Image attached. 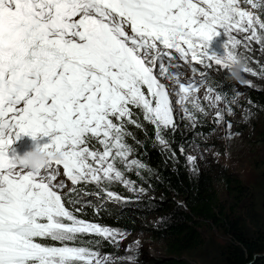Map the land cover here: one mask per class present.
<instances>
[{"label": "snow or ice", "instance_id": "snow-or-ice-1", "mask_svg": "<svg viewBox=\"0 0 264 264\" xmlns=\"http://www.w3.org/2000/svg\"><path fill=\"white\" fill-rule=\"evenodd\" d=\"M255 10L264 13V0H0V264H135L131 254L114 259L90 247L100 241L80 239L118 243L126 234L78 217L88 193L76 186L94 185L91 194L115 200L122 197L109 190L114 182L145 192L125 175L147 169L126 141L135 140L129 124L143 128L133 108L168 151L164 132L177 128L170 95L193 125L196 113L206 114L202 87L217 123L231 114L235 99L207 86L205 71L182 79L183 66L229 72L242 59L244 73L264 79V66L257 73L236 51L256 50L253 42L264 51ZM220 30L228 36L223 58L208 53ZM22 135L51 137L43 146L60 158L39 171L18 165L9 151ZM187 160L195 166L196 157ZM61 167L73 186L67 191Z\"/></svg>", "mask_w": 264, "mask_h": 264}, {"label": "trees", "instance_id": "trees-1", "mask_svg": "<svg viewBox=\"0 0 264 264\" xmlns=\"http://www.w3.org/2000/svg\"><path fill=\"white\" fill-rule=\"evenodd\" d=\"M257 98L263 100L261 96ZM133 112L136 113L133 119H138L143 128L129 124L128 130L135 140L127 137L126 141L134 148L131 158L140 159L147 169L140 170L139 176L135 170L125 175L135 182L136 187L144 188V193L148 195H143L141 199L134 198V194L126 188L117 187L116 193L129 200L127 208L110 205L97 213L88 210L81 218L86 222L132 233L137 231L141 219L160 216V221L150 231L155 241H162L169 256L159 264H195L198 252H208L213 261L216 258L221 264H264V174L257 177L253 191L245 193V186L242 183L238 185L236 192L232 193L236 203L228 207L216 191L217 177L209 171L190 166L187 155L181 151L185 137L179 130L164 132L171 151L165 150L155 141L154 126L143 120L138 109ZM211 130L209 123L199 122L195 127V131L201 134ZM226 183L228 186L232 184L228 178ZM86 191L93 193L98 190L94 185H88ZM100 195L102 193L95 197ZM243 197L248 200L246 213L237 216ZM203 227L227 236L225 245L219 249L212 238L202 237L200 229ZM80 239L100 241L90 247L115 257L114 248L103 238L89 234ZM45 243L56 246L52 242ZM182 256L188 259H182ZM117 264L121 262L117 261ZM200 264L212 263L201 260Z\"/></svg>", "mask_w": 264, "mask_h": 264}, {"label": "rangeland", "instance_id": "rangeland-1", "mask_svg": "<svg viewBox=\"0 0 264 264\" xmlns=\"http://www.w3.org/2000/svg\"><path fill=\"white\" fill-rule=\"evenodd\" d=\"M243 7L248 8L249 6L242 3ZM257 14L260 15L262 21H264V15L259 10ZM261 30L258 29V33ZM238 38L243 41L245 36L244 33L236 34ZM228 42V36L222 30L220 34L213 38L210 42L209 51L214 53L216 56L223 58L226 56L225 45ZM254 51H247L243 46L237 48L238 55L243 58L248 57V65L257 73L260 72L261 66H264V51L259 50V46L253 42L251 45ZM196 68V73L192 72V68ZM183 71L184 78H190L195 75L196 79L200 74V69L197 64L189 63L184 65ZM213 64V68L208 70L207 86H211L221 95L227 94L229 100L235 99V104L230 105L232 111L231 114H225L224 120L217 123L215 109L208 106V102L203 100V96L206 87H202L199 92L201 97V104L205 107L206 114L196 113L197 123L193 125L190 121L182 118V113L179 111V106L175 105L176 97L170 95V99L173 100L174 107V120L176 122L179 133L185 137V143L183 152L187 155L196 157V164L192 168H200L211 172L212 175L216 176V191L219 195L220 200L227 204L228 207L231 204H235V196L232 193L236 192L238 185L242 183L245 186L246 191H253L257 177L262 173L264 174V79L260 78L259 75L252 76L249 73H241L239 79H233L229 72L218 69ZM158 79L166 85L169 84L163 77L158 76ZM241 80H247L251 83L245 85ZM252 87L262 90L259 93L252 91ZM146 94V88L144 89ZM239 93V95H237ZM257 96L263 97V100H259ZM259 100V101H258ZM190 107V106H189ZM217 107L223 108V104H218ZM135 108H133L134 111ZM209 123L212 127L211 131L207 133H198L195 131L197 124ZM230 123L231 127L227 125ZM229 136L231 138H229ZM51 137H38L32 138L29 135L21 136L12 146L9 153H21L24 155L25 151L31 150L36 144L43 145L44 143H50ZM60 176L58 179H63L67 185L65 191L73 187L71 181L64 175L63 169H60ZM226 178L230 180L232 184L230 186L226 183ZM91 185V184H88ZM86 184L81 183L77 185V188L83 189L82 194L85 206L83 212H76L75 214L81 218V215L85 214L88 210H93L94 213L101 211L102 208H108L110 205L127 208L129 200L122 198L121 200L107 199L105 194L95 197L96 195L87 192ZM109 190L116 193L115 188L124 187L119 182H114L108 186ZM125 188V187H124ZM139 188V187H138ZM134 198L141 199L146 193H134ZM117 194V193H116ZM119 195V194H118ZM122 197L121 195H119ZM100 198V199H99ZM247 198V197H246ZM138 199V200H139ZM243 197V201L238 206L237 216L245 215L247 208V199ZM137 200V199H136ZM92 206H88V205ZM98 205V211L97 207ZM66 206L71 207L66 204ZM77 208L80 205L76 206ZM234 208V207H233ZM160 216H150L146 219H141L137 224V231L127 233L125 238L120 240L118 243H112L106 240L108 245L115 250V257H126L127 255H133L135 263L137 264H159L161 260L169 256L165 245L162 241H155L151 235L150 229L158 224ZM200 234L204 238H212L216 246L220 249L225 245L227 236H224L222 232L203 227L200 229ZM52 242L56 246H60L58 242ZM132 246V252L127 251L128 246ZM102 255H108L103 250H99ZM210 254H212L209 251ZM213 256V254H212ZM264 257V255H262ZM187 258L182 256V259ZM215 258V257H214ZM188 259V258H187ZM201 260L209 261L212 264H221L218 259H213L209 256L208 252H198L195 256V264H200ZM119 261V260H117ZM190 261V260H189Z\"/></svg>", "mask_w": 264, "mask_h": 264}, {"label": "clouds", "instance_id": "clouds-1", "mask_svg": "<svg viewBox=\"0 0 264 264\" xmlns=\"http://www.w3.org/2000/svg\"><path fill=\"white\" fill-rule=\"evenodd\" d=\"M244 61L241 59L239 62L230 65L229 75L233 79H239L243 72ZM59 154L51 155L49 150L43 145L36 144L31 150L27 151L24 155L16 156V163L32 171H39L47 166L50 162L59 159Z\"/></svg>", "mask_w": 264, "mask_h": 264}, {"label": "bare ground", "instance_id": "bare-ground-1", "mask_svg": "<svg viewBox=\"0 0 264 264\" xmlns=\"http://www.w3.org/2000/svg\"><path fill=\"white\" fill-rule=\"evenodd\" d=\"M208 53H209V55H213V54H214V53H211V52L209 51V49H208ZM190 63H193V62H190ZM197 66H198V68L200 69V71H205V72L208 73V70H210V69H204L202 65H198V64H197ZM183 71H185L184 68H183ZM218 72H219V70H218V68H217V72H215V73L217 74ZM208 75H209V73H208ZM199 78H200V76H198V79H199ZM23 136H25V135H23ZM17 155L22 156L21 153H14V152L9 153V156H10V157H11V156H17Z\"/></svg>", "mask_w": 264, "mask_h": 264}, {"label": "water", "instance_id": "water-1", "mask_svg": "<svg viewBox=\"0 0 264 264\" xmlns=\"http://www.w3.org/2000/svg\"><path fill=\"white\" fill-rule=\"evenodd\" d=\"M252 91L255 92V93H259V92H261L262 90L252 87Z\"/></svg>", "mask_w": 264, "mask_h": 264}]
</instances>
